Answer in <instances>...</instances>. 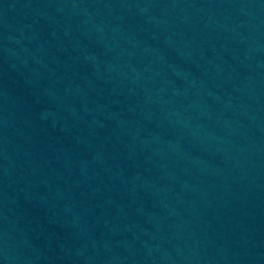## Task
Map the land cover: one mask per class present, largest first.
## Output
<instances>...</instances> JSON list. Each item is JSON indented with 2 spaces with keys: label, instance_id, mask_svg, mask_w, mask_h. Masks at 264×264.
<instances>
[{
  "label": "water",
  "instance_id": "95a60500",
  "mask_svg": "<svg viewBox=\"0 0 264 264\" xmlns=\"http://www.w3.org/2000/svg\"><path fill=\"white\" fill-rule=\"evenodd\" d=\"M0 264H264V0H0Z\"/></svg>",
  "mask_w": 264,
  "mask_h": 264
}]
</instances>
